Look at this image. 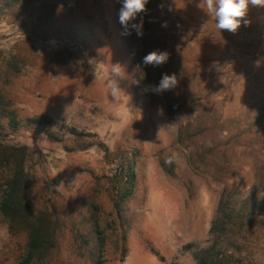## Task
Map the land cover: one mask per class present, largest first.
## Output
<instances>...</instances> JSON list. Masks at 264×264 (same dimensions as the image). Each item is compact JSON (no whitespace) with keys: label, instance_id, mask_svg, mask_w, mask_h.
Masks as SVG:
<instances>
[{"label":"rangeland","instance_id":"1","mask_svg":"<svg viewBox=\"0 0 264 264\" xmlns=\"http://www.w3.org/2000/svg\"><path fill=\"white\" fill-rule=\"evenodd\" d=\"M12 1L0 0L3 107L21 126L51 117L61 141L2 122L0 159L18 142L29 157L27 218L9 228L0 216V264L24 258L26 224L35 218L46 221L52 237L33 264H196L183 248L210 245L222 192L243 197L264 176V8L250 7V23L231 33L215 28L200 0L153 2L163 35L176 42V88L198 98L185 118L213 111L224 130L248 129L240 146L222 148L224 158L213 156L210 167L196 171L176 143L177 124L165 115L163 95L145 91L151 85L136 69L140 43L134 30L123 34L120 0H61L56 12L50 0ZM115 64L125 73L118 100L107 87ZM68 129L81 135L69 136ZM126 159L135 164L132 195L115 185L117 164ZM10 164L0 160V195ZM117 193L128 196L116 210ZM238 231L240 250L227 264H264V216L253 214Z\"/></svg>","mask_w":264,"mask_h":264},{"label":"trees","instance_id":"2","mask_svg":"<svg viewBox=\"0 0 264 264\" xmlns=\"http://www.w3.org/2000/svg\"><path fill=\"white\" fill-rule=\"evenodd\" d=\"M12 5L21 3V0H13ZM154 0H149L146 5L147 12L141 14L143 17V36H138L140 43V53L136 60V69L142 72V83L145 85H158L162 74L180 75L178 72L179 58L174 35L171 37L163 35L162 20L157 19L152 14V5ZM51 9L55 12L62 6L61 0H50ZM10 4L6 6L9 8ZM136 23L140 22L137 17ZM166 51L169 54L168 61L159 66H145L142 62L143 57L151 51ZM165 104V115L169 120L177 124L176 143L188 153L189 165L196 171L202 170L201 167H210V158L213 156L225 157L220 153L222 148L240 146L239 137L248 129L224 130L219 126V116L213 111L206 112L203 119L188 120L186 119L187 106L196 104L197 97L193 93L184 95L176 87L172 90L162 93ZM8 119V125L14 129L21 128L24 131L41 130L46 137L54 142H60L51 129L55 123L51 117L35 116L23 121V126L14 123L13 119L3 107V99L0 96V131L3 129L2 122ZM238 124V122H237ZM67 135L79 137L81 134L74 129L66 130ZM248 146L257 147L255 140H250ZM90 146V145H88ZM81 150L88 149L87 147ZM7 155L0 160L10 164V172L4 183L0 195V216L6 222L9 228L20 222L25 221L27 212L25 208L24 187L27 182L28 171H26V162L29 157V148L22 143H13L5 148ZM119 178L115 185L126 186L128 195H132L135 183V164L126 160H121L117 164ZM218 170V173H220ZM238 190L228 191L225 189L217 203L216 211L209 228L210 245L205 248H195L193 244L184 246L183 250L191 252L192 258L196 264H227L233 257V250H240V241L237 238L239 228L249 223L255 213L264 216V176L260 178L259 185L256 189L250 191L247 195L237 196ZM115 195L113 200L114 208L117 210L121 202L128 195L123 194L120 199ZM27 227V246L24 258L19 264H33L35 259H41L47 251L46 245L50 243L52 230L46 224L44 219L35 218ZM98 243L100 242L97 238ZM264 260V256L262 257Z\"/></svg>","mask_w":264,"mask_h":264},{"label":"clouds","instance_id":"3","mask_svg":"<svg viewBox=\"0 0 264 264\" xmlns=\"http://www.w3.org/2000/svg\"><path fill=\"white\" fill-rule=\"evenodd\" d=\"M121 8L119 10V22L125 29L123 34L131 35L134 30L137 36H143V17L141 14L147 12L146 5L149 0H120ZM198 7L202 8L214 20L215 28L218 31H228L235 33L242 26H247L250 22L247 19L250 7L264 8V0H200ZM137 17L140 22L136 23ZM169 54L166 51L154 50L143 57L145 66L159 67L168 61ZM261 61H256L259 67ZM112 79L107 83L111 95L115 99L120 98L123 89L118 80L125 77L121 65H112ZM178 85V79L175 74H162L158 85H151L145 88L156 94H162L165 91L172 90Z\"/></svg>","mask_w":264,"mask_h":264}]
</instances>
